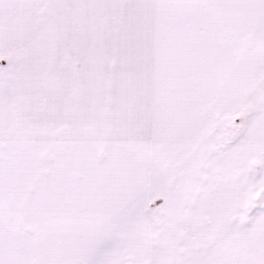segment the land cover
Listing matches in <instances>:
<instances>
[{
    "label": "snow or ice",
    "instance_id": "obj_1",
    "mask_svg": "<svg viewBox=\"0 0 264 264\" xmlns=\"http://www.w3.org/2000/svg\"><path fill=\"white\" fill-rule=\"evenodd\" d=\"M0 264H264V0H0Z\"/></svg>",
    "mask_w": 264,
    "mask_h": 264
}]
</instances>
